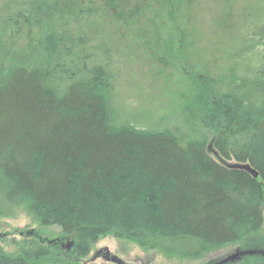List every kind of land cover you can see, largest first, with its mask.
Listing matches in <instances>:
<instances>
[{
	"label": "trees",
	"instance_id": "obj_1",
	"mask_svg": "<svg viewBox=\"0 0 264 264\" xmlns=\"http://www.w3.org/2000/svg\"><path fill=\"white\" fill-rule=\"evenodd\" d=\"M8 1L17 7L16 23L8 20L38 36L0 64V219L24 208L62 236H30L16 256L0 248V264H81L109 236L196 260L260 235L264 0H256L220 97L202 111L210 147L117 118L111 54L91 18L68 14L63 0ZM231 164H249L259 178Z\"/></svg>",
	"mask_w": 264,
	"mask_h": 264
},
{
	"label": "rangeland",
	"instance_id": "obj_2",
	"mask_svg": "<svg viewBox=\"0 0 264 264\" xmlns=\"http://www.w3.org/2000/svg\"><path fill=\"white\" fill-rule=\"evenodd\" d=\"M4 1L0 64L20 57L38 36L36 27L8 20L16 23L17 7ZM257 6L256 0H63L68 14L91 18L92 29L110 51L115 77L110 105L117 118L169 131L182 145L206 142L209 147L212 135L203 128L202 111L208 100L220 97V82L234 67V52ZM30 236L48 243L62 232L43 226L24 208L0 219L2 252L16 256ZM237 251L250 255L234 264H264V228L257 238L196 260L145 253L137 244L109 236L94 244L81 264H114L106 257L126 264H216Z\"/></svg>",
	"mask_w": 264,
	"mask_h": 264
},
{
	"label": "water",
	"instance_id": "obj_3",
	"mask_svg": "<svg viewBox=\"0 0 264 264\" xmlns=\"http://www.w3.org/2000/svg\"><path fill=\"white\" fill-rule=\"evenodd\" d=\"M229 168L233 169V170H238V171H244L246 173H248L249 175H251L254 179H258L259 178V173L254 170L249 164H231L229 166ZM72 248L71 244L67 245V249L70 250ZM250 255L249 253H243L240 251H237L235 254L228 256L227 258L221 260L220 262L216 263V264H230V263H236L238 261H240L243 257ZM106 259L109 262H112L114 264H126L123 261L117 259V258H110V257H106Z\"/></svg>",
	"mask_w": 264,
	"mask_h": 264
},
{
	"label": "flooded vegetation",
	"instance_id": "obj_4",
	"mask_svg": "<svg viewBox=\"0 0 264 264\" xmlns=\"http://www.w3.org/2000/svg\"><path fill=\"white\" fill-rule=\"evenodd\" d=\"M245 257H246V256H245ZM245 257H244V258H242L240 261H243V260H245V259H246ZM237 263H238V262H237ZM230 264H234V263H230Z\"/></svg>",
	"mask_w": 264,
	"mask_h": 264
}]
</instances>
